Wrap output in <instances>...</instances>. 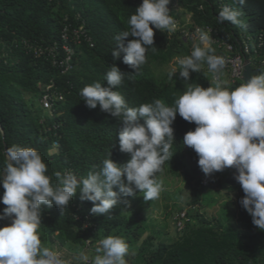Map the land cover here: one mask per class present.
Instances as JSON below:
<instances>
[{
  "label": "trees",
  "instance_id": "trees-1",
  "mask_svg": "<svg viewBox=\"0 0 264 264\" xmlns=\"http://www.w3.org/2000/svg\"><path fill=\"white\" fill-rule=\"evenodd\" d=\"M141 2L0 0V129L3 131L0 168L5 163L4 147L14 144L36 149L47 164V174L53 176V182L57 171H71L77 177H86L90 170H99L108 154L118 164L130 159V154L119 150L117 136L121 124L99 106L89 109L79 95L84 86L97 81L106 87L103 77L112 64L126 74L114 90L125 98L129 107L156 99L171 106L189 84L203 88L214 86L206 64L203 70L190 72L186 83L178 72L168 77L166 84L157 81L152 64H168L177 53L189 55L196 43L185 42L178 32L169 36L167 31L154 29L155 50L149 48L147 62L138 72L134 73L123 63V53L113 59L114 37L127 29V20ZM174 5L191 14L193 26L213 28L221 41L235 45L242 38H250L249 53L244 59L249 60L257 74L264 72L260 64L264 60V0H246L243 5L238 0H172L170 15L182 21L181 16L175 14ZM225 5L244 13L241 19L246 22V29L229 22H217L218 13ZM76 15L85 21L92 46L83 43L75 48L70 68L62 73L50 58L35 55L25 44L39 48L56 43L59 47L63 26L77 25ZM130 39L132 37L125 38V44ZM223 77V87L231 90L239 84L232 85ZM50 82L53 91L63 99L51 111H46L39 100ZM36 104L37 111L33 109ZM172 127L174 154L162 169H168L172 176L182 177L190 190L188 206L191 209L185 213L183 228L177 230L173 241L167 243L153 235L143 238L146 218L132 208L131 196L120 198L127 201V206L119 203L107 215H97L90 213L92 203L81 201L77 193L63 212L55 206L42 207V243L52 248L87 249L95 246L99 239L114 235L124 238L129 245L127 264H264V231L252 224L250 215L239 204L244 193L234 179L235 170L231 169L223 181L206 177L198 167L196 153L183 145L184 134L194 130L195 124L177 114ZM55 143L58 144L56 149ZM207 187L234 194L235 226L225 225L220 217L199 211ZM3 191L0 186V194ZM4 207L0 203V211ZM8 223L0 221V227Z\"/></svg>",
  "mask_w": 264,
  "mask_h": 264
},
{
  "label": "clouds",
  "instance_id": "clouds-1",
  "mask_svg": "<svg viewBox=\"0 0 264 264\" xmlns=\"http://www.w3.org/2000/svg\"><path fill=\"white\" fill-rule=\"evenodd\" d=\"M171 2L142 0L127 20V29L114 37L113 59L123 53V63L138 72L147 62L149 48L155 50L154 29L172 33L177 28L170 15ZM238 2L243 5L246 0ZM243 15L239 8L225 5L217 22L246 29ZM128 37L132 39L125 44ZM193 38L196 43L190 54L175 58L169 78L178 72L180 78L189 81L190 72H199L206 64L213 74L214 86L189 84L171 106L156 99L129 107L114 90L126 75L115 64L104 74L106 87L97 81L80 90L79 95L89 109L99 106L121 124L117 136L119 150L130 154L125 163L114 162L108 154L99 170H90L86 177L57 171L53 182L36 149L15 144L4 147L5 163L0 168V186L4 191L0 203L6 207L0 211V221L9 223L0 227V264H67L59 251L45 246L40 239L42 207L55 206L63 212L79 193L81 201L92 203L90 213L107 215L119 203L127 206L121 197L139 192L144 201L158 199L162 187L156 176L174 154L172 124L177 114L195 124L194 130L184 134L183 145L196 153L202 173L211 177L234 169V179L244 193L239 204L250 215L252 224L264 231V72L252 75L234 89L223 87L220 75L226 60L215 54L210 33L197 28ZM95 252L91 264H127L129 245L124 238L109 235L97 241ZM78 259L88 264L89 256L82 249Z\"/></svg>",
  "mask_w": 264,
  "mask_h": 264
},
{
  "label": "rangeland",
  "instance_id": "rangeland-1",
  "mask_svg": "<svg viewBox=\"0 0 264 264\" xmlns=\"http://www.w3.org/2000/svg\"><path fill=\"white\" fill-rule=\"evenodd\" d=\"M186 49V48H185ZM184 56L183 53H177L176 57ZM165 65H151V70L157 81L166 84L168 82V73L175 65V58ZM203 70V68L201 69ZM224 78V77H222ZM183 80V79H182ZM184 81V80H183ZM186 83V81H184ZM213 84V83H212ZM38 110V104L33 108ZM55 151V150H54ZM230 168L223 172H217L211 176L216 181H223L230 173ZM156 179L161 184L162 190L160 196L156 200L144 201L143 193H137L131 196L132 208L142 213L146 218L144 226L146 227L145 235H153L155 238L164 242H171L175 239L177 232L174 218L178 213H186L191 210L188 206L190 201V190L185 185L182 177L172 176L168 169H162ZM207 183H208V179ZM235 196L232 193L222 192L221 190L211 189L207 187L201 198V206L199 211L214 217H220L222 222L227 225L235 226V221L232 217L235 206ZM143 236V238H144ZM95 246L83 249L89 256V264L96 255ZM62 254V258L67 261V264H82L78 259V253L82 249L59 248L53 247Z\"/></svg>",
  "mask_w": 264,
  "mask_h": 264
},
{
  "label": "built area",
  "instance_id": "built-area-1",
  "mask_svg": "<svg viewBox=\"0 0 264 264\" xmlns=\"http://www.w3.org/2000/svg\"><path fill=\"white\" fill-rule=\"evenodd\" d=\"M201 8L202 7L200 6L199 9ZM169 9L171 12L172 7L169 6ZM174 12L175 14L177 13L178 16H181L182 21H180V19L176 18L175 16L173 17L177 28L174 32L169 33V36H172V34L178 32L180 38L185 42H192L195 41L193 34L197 28L209 32L212 38V47L215 49V54L223 56L226 60L225 67L222 69L220 75V79H222L223 76H226L232 85L243 83L242 74L244 70V64L246 62L250 64L249 60L244 59V56L249 53L250 38H242L240 42L235 45L221 41L218 38L217 32L213 30V28L209 26H193L191 24L190 13L184 12L182 9H177L175 5ZM75 19L77 21V25L72 26L71 24H65L63 26L60 33L59 47L56 43L39 48H34L29 44H25L26 47L28 49H33L35 55H43L47 58H50L52 60L53 66L58 68L62 73L67 71L71 66L74 56V49L83 43L89 44L90 47L92 46L90 37L87 33L85 21L79 15H76ZM260 64L264 66V60H261ZM206 70H208L207 67ZM210 75L213 81V74L210 73ZM62 99V95L53 91V83L50 82L49 85L45 87L44 93L39 100V104L43 110L51 111L54 105L57 102L62 101ZM56 148H58L57 143L54 144V149ZM203 184H206L205 181H203ZM174 221L176 229L180 231L184 225L185 213H178L174 218ZM88 245L89 243L87 242V247Z\"/></svg>",
  "mask_w": 264,
  "mask_h": 264
},
{
  "label": "water",
  "instance_id": "water-1",
  "mask_svg": "<svg viewBox=\"0 0 264 264\" xmlns=\"http://www.w3.org/2000/svg\"><path fill=\"white\" fill-rule=\"evenodd\" d=\"M257 74V70L253 69V67L246 62L244 64V70H243V74H242V80L244 82H247V80L252 76V75H256Z\"/></svg>",
  "mask_w": 264,
  "mask_h": 264
},
{
  "label": "crops",
  "instance_id": "crops-1",
  "mask_svg": "<svg viewBox=\"0 0 264 264\" xmlns=\"http://www.w3.org/2000/svg\"><path fill=\"white\" fill-rule=\"evenodd\" d=\"M144 235H145V234H144ZM147 236H148V235L144 236V238H146ZM173 240H174V239H173ZM173 240H172V241H173Z\"/></svg>",
  "mask_w": 264,
  "mask_h": 264
}]
</instances>
